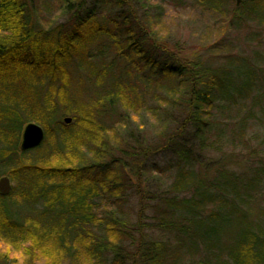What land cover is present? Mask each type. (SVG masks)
<instances>
[{
  "label": "trees",
  "instance_id": "16d2710c",
  "mask_svg": "<svg viewBox=\"0 0 264 264\" xmlns=\"http://www.w3.org/2000/svg\"><path fill=\"white\" fill-rule=\"evenodd\" d=\"M191 1L222 14L226 28L264 22L260 0L232 12L229 0ZM49 3L56 16L41 14ZM134 5L0 0V178L13 185L8 196L0 194V264H105L111 255L112 264H264V206L252 212L262 179L215 169L207 158L227 131L221 115L255 91L254 64L220 42L201 46L192 61L176 58L139 26ZM104 9L119 16H104ZM102 40L113 56L95 47ZM242 62L254 68L241 75ZM87 65L95 87L85 101L71 84L73 67ZM63 109L71 125L62 121ZM134 116L152 117L148 137L135 133ZM31 122L43 127L45 140L21 153ZM169 155L167 169L177 160L173 182L146 196V163ZM129 192L140 200L136 211L123 209ZM15 200L34 209L31 215L20 216ZM154 235H173L177 245Z\"/></svg>",
  "mask_w": 264,
  "mask_h": 264
},
{
  "label": "rangeland",
  "instance_id": "374dc122",
  "mask_svg": "<svg viewBox=\"0 0 264 264\" xmlns=\"http://www.w3.org/2000/svg\"><path fill=\"white\" fill-rule=\"evenodd\" d=\"M128 1L132 5L135 4L133 0ZM260 1L262 2L257 6L264 7V1ZM134 6L138 9L134 15L137 16V20L140 19L143 22L141 24L139 21V26L143 30H147L149 27L148 29L157 39V47L160 50H165L166 53L174 55L176 58L188 62L192 61L202 50L201 46H209L215 42H220L218 47L225 48L228 45L233 54L249 59L254 64L259 79L256 89L249 95L248 100L238 101L230 112H225L221 115L220 120L227 126V131L224 129L223 141L216 146L214 153L211 152L212 154H210V157L207 156V158L209 159L208 163L213 166L217 164L214 167L215 169L224 167L242 178L259 174L262 179L259 187L262 197H260V201L255 206H252V212L254 214L257 213L258 209L264 206V203L261 202H264V22L259 24L258 21L246 20L242 22L243 24L238 30L226 28L228 20L224 19L222 14L210 13L198 7L191 0L183 1L182 5H175L170 0L166 4L162 0H144V3L135 4ZM228 7L229 12H232V9L236 7L233 0H229ZM247 7L249 5L245 8ZM56 10L57 6L52 3H49V9L42 4L41 14L44 16H56ZM244 10L242 9L241 12L244 13ZM124 11H127V8H124ZM263 12L259 10L258 14L264 16ZM118 13L119 11L116 10L104 9L102 14L115 17L119 16ZM60 21L62 22L63 20ZM145 21L147 22L146 26L144 25ZM96 44H98L95 46L96 48L106 46L110 55H114L109 47V42L102 40ZM101 62L105 64V62L109 61L108 58H104ZM252 64L248 65L242 62L239 67L240 74L242 75L243 71H251L254 68ZM99 69L101 70L102 67H99ZM91 72L92 67H89V65L79 70L73 67L71 93H74L75 98L80 97V100L87 101L90 97V91L95 87L89 81V78L92 77ZM244 81L245 79L243 78ZM254 97L255 99L253 100ZM119 111L123 112L121 107ZM62 112V121L64 122L65 118H71L72 122L69 124L71 125L73 117L70 114H66L64 109ZM148 114L151 113L149 112L146 115ZM134 118V123L131 125L135 133L139 134L140 132L143 137H148L154 125L152 117L146 116L144 122H139L138 117L134 116ZM105 122L108 127L119 126V124L112 125L108 119H105ZM171 159L172 157L169 155L168 157L154 156L148 160L146 163V177H144L142 185V191L146 193V196L150 197L157 194L158 188L159 192H161L160 189L163 187L168 188L173 182L175 176L174 167L177 165V160H175L176 162L174 161L175 164L172 169H167ZM182 196L179 195L180 198ZM187 196H190V194H187ZM139 206V198L134 193L129 192L123 209L126 211L134 209L136 211ZM15 208L20 216H30V213L34 210L19 200H15ZM132 222L134 223V221ZM229 228L230 226L224 225L225 232ZM152 237L154 240H171L177 245L173 235H154ZM221 240L225 243L228 238L223 236ZM183 255L188 259L186 251L183 252ZM48 259H43L41 262L45 264ZM113 259L112 255L109 256L105 264H112ZM198 259L191 258V261H188L190 264H199ZM61 264L71 263L63 259ZM80 264L83 263L80 262Z\"/></svg>",
  "mask_w": 264,
  "mask_h": 264
},
{
  "label": "water",
  "instance_id": "95a60500",
  "mask_svg": "<svg viewBox=\"0 0 264 264\" xmlns=\"http://www.w3.org/2000/svg\"><path fill=\"white\" fill-rule=\"evenodd\" d=\"M236 7L239 8L245 1L253 0H233ZM72 122L71 118H65L64 123L69 125ZM45 140V131L42 126L37 123L31 122L27 124L22 132L21 141L19 144V150L21 153L31 151L39 148ZM12 190V184L10 178L4 176L0 178V194L2 196H8Z\"/></svg>",
  "mask_w": 264,
  "mask_h": 264
}]
</instances>
